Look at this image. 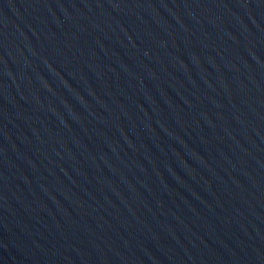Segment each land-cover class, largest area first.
Listing matches in <instances>:
<instances>
[{
    "label": "water",
    "instance_id": "1",
    "mask_svg": "<svg viewBox=\"0 0 264 264\" xmlns=\"http://www.w3.org/2000/svg\"><path fill=\"white\" fill-rule=\"evenodd\" d=\"M0 264H264V0H0Z\"/></svg>",
    "mask_w": 264,
    "mask_h": 264
}]
</instances>
